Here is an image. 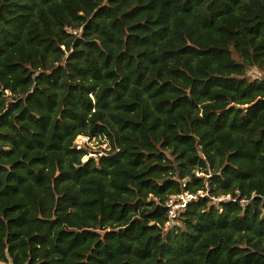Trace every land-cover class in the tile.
<instances>
[{"label": "trees", "instance_id": "obj_1", "mask_svg": "<svg viewBox=\"0 0 264 264\" xmlns=\"http://www.w3.org/2000/svg\"><path fill=\"white\" fill-rule=\"evenodd\" d=\"M0 264H264V0H0Z\"/></svg>", "mask_w": 264, "mask_h": 264}, {"label": "built area", "instance_id": "obj_2", "mask_svg": "<svg viewBox=\"0 0 264 264\" xmlns=\"http://www.w3.org/2000/svg\"><path fill=\"white\" fill-rule=\"evenodd\" d=\"M75 34V32H74ZM93 138V137H92ZM91 137L79 135L76 137L74 144L76 150H82L87 148L88 142ZM92 153H89L88 156H92ZM88 156L83 157L82 161H86ZM206 194L199 191L197 193L183 192L177 195H171L165 202L166 208V221L164 223V228L170 227L177 217L187 208V206L192 203L198 201L199 198L204 197ZM214 201H235L230 196H221Z\"/></svg>", "mask_w": 264, "mask_h": 264}, {"label": "rangeland", "instance_id": "obj_3", "mask_svg": "<svg viewBox=\"0 0 264 264\" xmlns=\"http://www.w3.org/2000/svg\"><path fill=\"white\" fill-rule=\"evenodd\" d=\"M100 148L106 149V142H104V140L101 138H91L87 146V150L89 151V153H92V156L100 155Z\"/></svg>", "mask_w": 264, "mask_h": 264}]
</instances>
